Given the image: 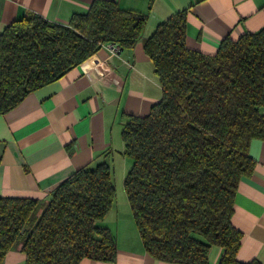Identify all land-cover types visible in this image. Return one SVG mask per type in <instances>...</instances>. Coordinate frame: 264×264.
<instances>
[{"label":"trees","instance_id":"1","mask_svg":"<svg viewBox=\"0 0 264 264\" xmlns=\"http://www.w3.org/2000/svg\"><path fill=\"white\" fill-rule=\"evenodd\" d=\"M187 10L157 25L142 45L162 96L122 131L123 187L145 253L174 264L238 261L231 218L252 141H264V28L224 38L214 55L186 46ZM147 16L93 0L67 24L27 13L0 33V114L58 80L103 45L132 49ZM76 170L43 201L0 196V264L14 247L25 264L114 263V235L100 225L115 201L108 152ZM33 214L38 216L33 219Z\"/></svg>","mask_w":264,"mask_h":264},{"label":"crops","instance_id":"2","mask_svg":"<svg viewBox=\"0 0 264 264\" xmlns=\"http://www.w3.org/2000/svg\"><path fill=\"white\" fill-rule=\"evenodd\" d=\"M111 1L147 16L142 39L132 49L111 50V44L103 45L58 80L0 114L1 197L43 201L58 184L100 160L104 152L109 153L111 167L119 160L125 163L122 131L128 118L147 115L162 96L142 41L174 13L187 10L186 46L205 55H214L226 37L235 40L264 28V0ZM92 2L0 0V33L27 13L67 24ZM249 154L255 161L254 171L238 184L231 223L242 235L238 261L264 264V141H252ZM112 212L113 206L100 222L115 237L112 264H174L145 253L132 217ZM220 255L221 249L212 247L209 262L217 264ZM3 264H25V255L14 247ZM78 264L111 263L82 259Z\"/></svg>","mask_w":264,"mask_h":264},{"label":"rangeland","instance_id":"3","mask_svg":"<svg viewBox=\"0 0 264 264\" xmlns=\"http://www.w3.org/2000/svg\"><path fill=\"white\" fill-rule=\"evenodd\" d=\"M126 159L127 158L125 157L124 159L125 163H123L122 161L120 162L119 160L115 164V166L112 167V178H113V183L115 186V193H116L112 213L118 212V216L123 215L128 218V215L132 217V214H131V211H130V208L127 202V198L125 195L124 187H123L124 177L130 168ZM38 216H35V214H33L32 217L33 219H36ZM109 219L111 218L109 217Z\"/></svg>","mask_w":264,"mask_h":264},{"label":"built area","instance_id":"4","mask_svg":"<svg viewBox=\"0 0 264 264\" xmlns=\"http://www.w3.org/2000/svg\"><path fill=\"white\" fill-rule=\"evenodd\" d=\"M109 47L111 50H116V48H117V46H115V45H110Z\"/></svg>","mask_w":264,"mask_h":264}]
</instances>
